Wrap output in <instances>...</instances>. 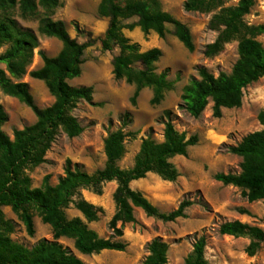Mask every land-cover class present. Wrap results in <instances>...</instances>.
<instances>
[{
    "label": "trees",
    "instance_id": "obj_1",
    "mask_svg": "<svg viewBox=\"0 0 264 264\" xmlns=\"http://www.w3.org/2000/svg\"><path fill=\"white\" fill-rule=\"evenodd\" d=\"M228 2L185 0L183 5L188 13L215 12L209 26L218 32V36L207 45V57L218 55L226 44L238 41L239 57L230 73H220L216 77L201 67L198 70L199 79H193L184 88L181 106L195 119L202 116L210 102L214 118H221L224 109L240 108L246 88L264 79V46L257 40L259 35L264 34V25L252 26L244 20L255 6V0H240L236 6H226ZM60 5V0H0V51L7 47L0 53V65L5 66L0 67V93L16 98L36 116L33 125L15 130L13 138H10L2 129L7 122V114L0 104V264H85L60 242L62 239L72 240L75 249L83 255L106 250L125 251V242L100 238L88 227V223L99 219L101 209L87 201L83 191L101 195L106 183L115 182L117 185L113 194L116 213L110 221V228L118 238L124 236V225L136 223V208L148 217L175 222L186 218L187 209L194 204L184 200L176 210L161 213L141 192L131 187L132 182L144 179L150 173L175 182L179 173L171 160L185 157L188 148L197 144V136L187 137L175 128L171 111L164 113L167 122L163 141L144 139L132 168L123 169L118 164L126 153L125 140L128 137L119 129L109 134L104 142V168L91 174L67 160L64 174L56 185H52L50 177L46 176L41 187H33L28 171L46 162V155L60 132L69 138L83 133V127L72 112L80 101H93L92 87H73L69 84L70 80L81 76L83 57L92 42H78L70 36L63 21L52 19ZM15 12L24 20H38L40 34L62 43V49L55 57H48L40 51L43 66L29 73L32 79L44 82L54 98L53 104L47 108L36 106L29 85L22 81L33 63L39 39L35 32L19 24ZM98 12L108 19V27L101 39L103 49L119 51L113 59L115 79L136 87L134 103L142 89L151 88V103L160 104L173 86L168 80V69L160 74L155 71L162 51L153 48L143 52L138 43L125 36L124 30L138 27L144 34L154 32L160 38L172 33L188 51L193 52L195 46L189 28L165 12L159 0H101ZM132 18H137V21L126 25L125 22ZM258 122L262 130L248 134L229 149L241 158V171L215 175V180L224 186L240 189L249 203L264 200V110L259 113ZM5 207L19 217L29 236L35 234L33 220L37 214L43 224L50 226L52 240L43 239L30 249L14 242L11 235L15 226L6 219ZM69 209L76 210L81 216L69 219L66 214ZM242 214L249 212L242 210ZM219 233L249 239L246 252L251 257L264 246V230L241 221L221 224ZM206 246L207 237H198L185 264H208ZM168 252L169 245L156 238L148 246L144 264H168Z\"/></svg>",
    "mask_w": 264,
    "mask_h": 264
},
{
    "label": "rangeland",
    "instance_id": "obj_2",
    "mask_svg": "<svg viewBox=\"0 0 264 264\" xmlns=\"http://www.w3.org/2000/svg\"><path fill=\"white\" fill-rule=\"evenodd\" d=\"M159 1L165 12L189 28L195 49L193 52L188 51L172 33L160 38L154 32L146 35L138 27L124 30L125 36L138 43L143 52L153 48L162 51V57L155 64V71L160 74L168 69V80L173 86L165 93L160 104L153 105L151 88L142 89L134 103L136 87L114 77L113 59L119 51H106L102 47L101 39L108 27V19L98 12L101 0H60L61 5L55 10L52 19L63 21L70 36L78 42H92L83 57L81 76L70 80L69 84L73 87H92L93 101H80L72 112L83 127V133L79 137L69 138L60 132L46 155V162L28 171L33 187H41L46 176L50 177L52 185H56L64 174L67 160L91 174L104 168V142L109 134L119 129L128 137L125 140L126 153L118 164L123 169L132 168L144 139L163 141L167 122L164 113L171 111L175 128L187 137L197 136V144L188 148L185 157L178 156L171 160L179 173L175 182L165 181L150 173L144 179L132 182L131 187L141 192L161 213L176 210L184 200L193 201L194 204L186 211V218L163 222L148 217L141 209L136 208V223L124 225V236L115 237L110 221L116 213L113 194L117 185L111 182L104 185L101 195L83 191L84 198L101 209L99 219L88 223V227L100 238L125 242L126 250H106L83 255L75 249L72 240L62 239L60 242L85 264H144L150 242L160 238L169 245L168 264H185L196 239L205 235V258L208 264H264V246L251 257L246 252L249 239L219 233L220 225L230 221H241L264 230V200L249 203L240 189L224 186L215 180L216 174H237L241 171V158L232 154L229 149L239 144L248 134L263 129L258 122V115L264 110V79L246 88L240 108L224 109L221 118H214L213 104L210 102L200 118H193L181 106L184 88L193 79H199L198 70L201 67H205L216 77L220 73H230L239 57L238 41L226 44L218 55L207 57V45L213 43L218 36V32L209 26L215 12L188 13L183 7L185 0ZM239 1L229 0L226 6H236ZM14 16L23 28L32 30L38 36L39 47L35 51L28 74L22 81L29 85L36 106L47 108L53 104L54 98L44 82L32 79L29 73L43 66L40 51L48 57H55L61 51L62 43L40 34L38 20H24L18 12ZM244 20L252 26L264 25V0H255V6ZM136 21L137 18H132L125 24ZM257 40L264 46V34L259 35ZM6 48H2L0 53ZM0 67L5 68L4 65ZM0 104L7 114V122L2 129L10 138H13L15 130L36 122L33 111L16 98L0 93ZM242 210L249 214H242ZM3 211L6 219L15 226L11 235L14 242L30 249L43 239L52 240L50 226L43 224L37 214L33 220L35 234L29 236L23 222L9 207H5ZM66 214L69 219L81 216L74 209L67 210Z\"/></svg>",
    "mask_w": 264,
    "mask_h": 264
}]
</instances>
